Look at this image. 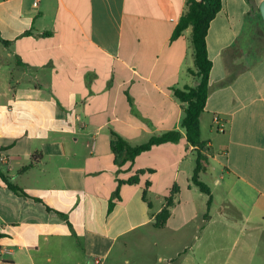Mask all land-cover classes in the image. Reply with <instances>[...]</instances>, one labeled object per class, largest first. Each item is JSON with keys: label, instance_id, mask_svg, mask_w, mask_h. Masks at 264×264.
<instances>
[{"label": "crops", "instance_id": "crops-1", "mask_svg": "<svg viewBox=\"0 0 264 264\" xmlns=\"http://www.w3.org/2000/svg\"><path fill=\"white\" fill-rule=\"evenodd\" d=\"M262 2L221 0L209 23L199 119L207 196L192 183L198 151L173 96L197 81L191 28L172 38L186 0H0V173L40 200L0 178V264H101L115 254L131 264V244L148 237L173 264L198 248L225 257L229 229H264ZM168 131L180 141L114 163L112 133L137 146ZM174 188L170 216L154 227Z\"/></svg>", "mask_w": 264, "mask_h": 264}, {"label": "trees", "instance_id": "trees-1", "mask_svg": "<svg viewBox=\"0 0 264 264\" xmlns=\"http://www.w3.org/2000/svg\"><path fill=\"white\" fill-rule=\"evenodd\" d=\"M186 12L181 16L177 22L174 31L172 33L173 40L177 39L181 33L188 27L191 28V41L193 49L194 69L188 70L191 76H194L197 81L194 87H184V89L173 90V96L181 103L185 104L184 116L181 119L180 126L184 129L186 140L189 145L195 147L198 151V157L196 160V168L193 170L192 183L203 194L209 196V188L199 181V174L203 170V163L206 162V157L201 155V151L204 149L205 142L200 139L199 119L204 110L206 97L208 95V75L212 68V63L208 58L206 51V36L209 28V23L212 22L216 14L221 8V0H186ZM181 139L179 132H165L159 136L152 137L147 143L144 142L137 146H130L120 136L112 133V139L110 142V150L113 154L114 163L116 165L123 166L126 163H131L141 153L149 151L153 146L163 143H177ZM35 163L34 156L31 162L27 164L21 171H25L32 167ZM141 173V172H139ZM1 180L7 186V189L13 193L26 198H31L35 201H40L37 198H32L26 194L23 189L11 184L6 177L0 173ZM138 177H132L125 183L128 185L136 184ZM148 189L149 184H146ZM146 191H143V198L146 199ZM177 192L174 188L170 192V196L166 198V204L157 216L154 217V227L164 226L166 220L170 216V209L173 206V195ZM211 199L208 198L207 204L210 205ZM110 203V207H111ZM47 210H50L46 207ZM65 220L67 218L60 214ZM68 226L71 228V225Z\"/></svg>", "mask_w": 264, "mask_h": 264}, {"label": "rangeland", "instance_id": "rangeland-1", "mask_svg": "<svg viewBox=\"0 0 264 264\" xmlns=\"http://www.w3.org/2000/svg\"><path fill=\"white\" fill-rule=\"evenodd\" d=\"M205 135L206 134H204V136ZM201 182L210 188L214 187V183L208 175L201 176ZM146 228L148 229L150 227ZM237 232L236 229H229L225 238L219 242L226 247L227 253L225 257L208 254L203 248L195 250L193 255L189 253V251H186L181 257L187 258V264H218L217 262L220 258H225L228 264H251V258L252 264H264V229L259 227L258 230L247 232V235L243 237L242 234H238ZM152 241V237L145 238V240H135L134 243L131 244L132 248L127 253V260L131 262V264H168L169 262L167 259L170 256L168 250H158L154 248ZM245 243L250 245L251 248H253V245H256V253L253 254L252 252L251 257L243 251ZM116 255L118 254H115L114 258H110L106 263L103 262L101 264H117L119 260L116 258ZM181 257L173 256V264H180L182 262L180 259ZM92 264H94L93 261Z\"/></svg>", "mask_w": 264, "mask_h": 264}, {"label": "built area", "instance_id": "built-area-1", "mask_svg": "<svg viewBox=\"0 0 264 264\" xmlns=\"http://www.w3.org/2000/svg\"><path fill=\"white\" fill-rule=\"evenodd\" d=\"M34 6H36V2L33 3ZM213 123L216 125V130L223 132V125H221V123L219 122V118L215 117L213 120Z\"/></svg>", "mask_w": 264, "mask_h": 264}, {"label": "water", "instance_id": "water-1", "mask_svg": "<svg viewBox=\"0 0 264 264\" xmlns=\"http://www.w3.org/2000/svg\"><path fill=\"white\" fill-rule=\"evenodd\" d=\"M260 14L262 19H264V2H262L259 6Z\"/></svg>", "mask_w": 264, "mask_h": 264}]
</instances>
